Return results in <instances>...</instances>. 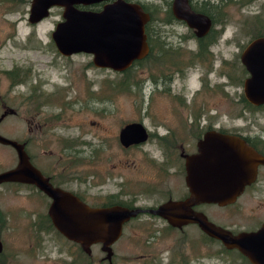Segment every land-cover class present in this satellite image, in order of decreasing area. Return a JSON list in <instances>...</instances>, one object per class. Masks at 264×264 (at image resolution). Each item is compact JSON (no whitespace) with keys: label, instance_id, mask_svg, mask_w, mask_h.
Returning a JSON list of instances; mask_svg holds the SVG:
<instances>
[{"label":"rangeland","instance_id":"374dc122","mask_svg":"<svg viewBox=\"0 0 264 264\" xmlns=\"http://www.w3.org/2000/svg\"><path fill=\"white\" fill-rule=\"evenodd\" d=\"M139 1L156 11L151 25L153 38L160 32L162 40L172 44L177 41V45L169 47L180 49L185 77H174L166 83L171 91L157 89L155 82L158 67L169 65L170 57L163 62L146 61L131 66L126 75L95 67L90 54L64 57L51 39L60 17L58 7L52 8L41 22L30 24V0H0V96L8 99L12 107L7 110L0 103V135L22 142L29 160L31 156L42 171L56 179L67 177L70 182L64 187L89 204L102 203L107 195L115 193L125 201L134 196L137 203L145 205L161 202V192L168 188L174 197L182 194L183 178L173 173L180 170L179 162L168 166L164 161L165 147L157 142L155 134L171 129L185 138L183 144L190 150L187 136L194 119L225 128L254 129L264 124V110L239 114L234 99H238V92L243 94L242 86L226 87L229 95L224 99L207 90L195 98L191 109L182 104L184 98L190 100L212 64L218 69L220 58L234 60L238 65V55L254 35L253 14H259L263 0L228 7L225 35L213 49L215 56L207 62H196L191 68L186 65L194 41L182 43L178 37L179 33L186 34L187 26L166 22L167 0ZM15 67L27 74L20 85H11L5 73ZM228 69L232 73V65L226 66L225 71ZM235 69L244 76L241 65ZM126 78L134 84L130 90L121 89L119 84ZM209 78L214 82L216 71ZM217 80L223 82L226 77L220 75ZM28 94L34 97L20 101ZM177 95L182 96V101ZM203 107L208 108L198 114ZM133 121L143 122L152 136L141 145L124 148L118 133ZM235 143L240 144L238 140ZM17 161L16 150L0 142V173L15 167ZM259 194L247 197L245 206L198 208L218 226L235 224L239 230H252L264 222V205H256L264 193ZM48 203L43 194L28 185L0 183V240L2 258L7 264H68L77 256L78 247L89 255L78 261L80 264H110L109 260L113 264H246L237 251H224L220 241L203 236L196 224H169L147 213L126 221L120 235L108 246L102 235L84 249L80 242L54 230L44 234L39 245L33 236V221L38 214L47 212Z\"/></svg>","mask_w":264,"mask_h":264},{"label":"water","instance_id":"95a60500","mask_svg":"<svg viewBox=\"0 0 264 264\" xmlns=\"http://www.w3.org/2000/svg\"><path fill=\"white\" fill-rule=\"evenodd\" d=\"M104 0H30L28 22L36 24L50 14L53 7H63L64 20L56 23L51 39L62 56L75 53L92 55L96 67L123 72L149 52L145 26L150 15L138 2L114 0L100 11L80 10L75 4L89 5ZM174 15L204 33L210 19L191 11L187 0H172ZM241 63L249 76L244 80L245 98L264 104V36L249 42L241 53ZM1 118V117H0ZM148 130L141 121H133L120 128L118 139L124 148L147 141ZM0 142L17 152L14 168L0 173V183L17 181L32 183L51 199L48 213L56 229L67 238L78 241L86 249L104 236L111 244L121 233L123 224L140 213H150L169 224L197 223L209 237L219 240L226 248L237 249L252 264H264V223L256 231L232 234L192 209L198 202H232L236 193L253 177L255 166L264 157L240 142L229 147L227 139L206 134L198 144V153L186 156V181L190 196L184 201H170L155 207L128 208L121 205L91 207L69 191L51 185L27 157L24 144L0 135ZM3 245L0 241V251ZM88 252V251H87Z\"/></svg>","mask_w":264,"mask_h":264},{"label":"flooded vegetation","instance_id":"af4514ba","mask_svg":"<svg viewBox=\"0 0 264 264\" xmlns=\"http://www.w3.org/2000/svg\"><path fill=\"white\" fill-rule=\"evenodd\" d=\"M113 1L114 0H104V1H101L99 3H93V4H89V5L75 4V7L77 9H80V10L100 11L104 5L109 4ZM126 1L135 2V0H126ZM254 1L255 0H252L251 2H254ZM187 2H188V5H189L191 11L198 13V14L205 15L206 17H208L210 19V27L208 28V30L202 34L198 33V31L196 29L191 28L190 26L187 25V23L185 21L178 19L174 15L173 10H172V5H171V12L173 15V21H170L169 23L170 24H173V23L178 24L179 23L180 25L187 26L186 34H181V33L178 34L180 41H182V43L183 42L186 43L189 40H193L195 47H194V49L189 50V53L190 54H194V53L196 54L199 50H204V52L205 51L207 52V55H206V58H207L206 62H207L208 60L211 59L212 56L213 57L215 56L213 49L220 42V40L223 39V37L225 35L226 30H225L224 25H225V22L227 19V12H228L227 8L232 7V6L241 7V3H240L241 0H187ZM251 2H249V3H251ZM262 3H263V5L261 4V6H259V8H258L259 14H256V13L253 14L254 15L253 17H254V23H255V30H256V32L260 31V34L255 36L253 39H255L257 37L264 36V33H263V31H264V0L262 1ZM58 8L60 9V13H59L60 17L56 23L64 20V17H63L64 8L63 7H58ZM260 16L263 18L261 19ZM157 30H159V28ZM156 35L158 37H157L156 47L154 50L157 51L156 52L157 56L159 55L158 60L159 61L162 60V62H163V61H165L164 55H166V54H164V52H162L160 47H163L166 49L167 48H173V47H169V46L177 45V41L174 40L175 44H172L173 42H171V41L167 42L165 40H162L160 32H157ZM253 39H251V40H253ZM249 42H248V44H249ZM234 44H236V43H234ZM248 44H246L243 47V49L241 50V53ZM193 50H195V51L192 52ZM241 53L238 55L239 58L237 60L238 61L237 63L239 66L243 65L241 63V59H240ZM76 54H82V53H75V54H72L70 56H67V58H70L71 56L76 55ZM83 54H87V53H83ZM167 56H170V58L172 59V62L169 65H164L163 68L158 67V70H157L158 73H157L155 82L157 84V86H156L157 89L160 88V90H162L164 88H167L171 91L172 90L171 87L167 86L166 83L172 82L174 77L183 78L182 77L183 75L185 77V71H184V68L182 65H177L176 60L173 61V59H176L175 54L168 53ZM64 57H66V56H64ZM213 60L215 61V59H212V61ZM91 62H92V60H91ZM235 62L236 61H234V60L231 61L230 59L222 57V58H220V63H219L218 69H215L214 64H212L211 70H210L209 74L206 76V78H203V77L200 78V85L193 91V93L191 94L190 100H187L184 98V101L182 102V104L185 105L187 108L191 109L193 107V102H194L195 98L198 97L200 94L205 93L207 90H210L214 94H218L221 99H224L225 96L229 95V91L226 89V87L242 86V88H243L244 80L249 76V74H248L246 68L244 67L247 75L242 76L239 73H238L239 74L238 75L236 72V69H235L236 66H238V65H236ZM89 64H91V63H89ZM158 64H159V62H158ZM229 65H232V67H233L232 73L229 69H228V71H225L226 66L228 67ZM186 66H187V68L193 67V65H186ZM98 68H100V67H98ZM214 71H216V78L217 79H219L220 75H221L222 77L225 76L226 80L221 82L220 80L216 79L213 82L211 80V78H209V75L211 73H213ZM177 97L182 101V96L177 95ZM184 97H186V96L184 95ZM243 98H245L244 93L241 94L240 92H238V99L237 100L234 99V104L236 103L237 105H239L238 106L239 114H243L246 111L253 113L254 111H257V110H264V104H255V103L249 102L246 98L245 99L248 103H245L242 101ZM239 101H241V102L239 103ZM205 108L207 109L208 107L201 108L199 110L198 114H200V111H202V110L205 111L206 110ZM6 109L10 110L9 108H6ZM190 122H191V124L189 126L190 128H189V132H188V136H187V140H190V142H191V145H190L191 149L190 150L189 149L187 150L183 144L185 138H183V136L179 137L178 134L171 129L167 130V132L165 134H159V135L155 134L156 135L155 138H156L158 143H160L161 140H164V141L173 140V144L176 147H178V149H179L178 155L182 159V162L180 161L179 164H182L183 166H182V168L181 167L179 168L180 169L179 171L174 170L173 173L177 174V176H180L183 178L185 189L182 192V194L179 197L178 196L174 197L173 196L174 193L172 192V190H170L168 188L165 191L162 190L161 196L163 197L162 198L163 200L161 199L162 201L157 203V204L145 205V204L137 203L136 202L137 199H135V197L132 196V198H130L129 200H126V201L124 200L125 201L124 205L120 204L121 206L155 207V206H160V205L167 203V202H170V201H184V200H186L190 196V191H189L188 184L186 181V176H187V171L185 169L186 156L194 155V154L198 153V144L203 139V137L208 133H212V134L220 136V137L221 136L225 137V139H227L228 142H230L229 147H231V148H232L233 144L235 146L239 145L238 143H235V140H238V142H243L244 145L246 147L248 146V148H251L256 155H260L261 157H264V124H261L258 127H253L254 129H252V128L244 129L242 127H232V128L216 127V126H213V124L202 123L200 118H198V122H194V123L192 121H190ZM186 131H187V129H186ZM148 134L150 137L149 132H148ZM149 137H148V139H149ZM234 138H236V139H234ZM118 141H119V139H118ZM141 144H143V143H141ZM141 144H138V145H141ZM132 146H137V145H132ZM132 146H130V147H132ZM30 162L34 167H36L41 172L42 176L44 178H46L51 185H53L54 187L62 188L64 190H67V191L71 192L72 194L76 195V193L73 190H69V189H67V187H64V185L66 183H69L70 181L64 179V177L56 179L55 175H52L50 173L47 174V172L42 171L33 162V160L31 159V156H30ZM169 172L170 171H167L165 173L168 174ZM51 178H53L54 181H60V180H63V181H61V184H59V186H57L54 184L53 181L50 180ZM8 182L25 184V185H28L32 188H35L38 192L43 194L49 200V203L47 205L48 206L47 209L49 210V206L51 203L50 197L48 195H46L43 191H41L36 185H34L32 183H22V182H17V181H8ZM158 193H160L159 190H158ZM259 193H261V194L264 193V163H259L255 166V173H254L253 177L250 178L247 182H244L243 186L241 188L239 187V189L236 193V196L232 202L225 203L223 205H220L218 203L198 202V203L191 205V206H193L192 209L194 211L201 212L205 215L206 213H204V211L200 210L198 208L199 206H209V205L245 206V203H247V202H245L247 197L254 196V195H257ZM261 194H259V196ZM101 204L102 203H99V205H101ZM112 205H116V204H112ZM256 205L257 206L264 205V196H263V198L259 199V201L256 203ZM48 210L46 213L49 216L51 223L53 224L52 218L49 215ZM145 213L146 212L140 213V214H145ZM147 214L152 215L150 213H147ZM44 216L45 215L43 213L38 214L33 221V229H34L33 230V236H34L35 240L37 242H39V245H42V242H43V239L45 236L44 234L48 235V231L44 230V225L46 226L47 222H48L46 219H44ZM228 217H230V215H227V218ZM207 218H208V220H210L209 217H207ZM263 223L264 222H260L256 226V229H252V230H250V229H248V230L240 229L239 230L235 224H228V225L227 224H219V226L230 231L232 234H238V233L243 232V231H256L263 225ZM194 224H196L198 226L197 223H194ZM60 234H61V232H60ZM2 245H3V243H2ZM3 249L4 248H2V250L0 251V264H7L6 261H4L2 258V254L4 253Z\"/></svg>","mask_w":264,"mask_h":264},{"label":"trees","instance_id":"16d2710c","mask_svg":"<svg viewBox=\"0 0 264 264\" xmlns=\"http://www.w3.org/2000/svg\"><path fill=\"white\" fill-rule=\"evenodd\" d=\"M251 1L252 0H241V2H240L241 3V7L243 5H245V4H248ZM135 2L140 3L142 5V7L144 8V10L146 12H148L149 15H150V20L148 21V23L145 26V33H146L147 41H148V44H149V52L143 59L134 61L131 66H137V65H140V64H142V63H144L146 61H152V62L156 63L157 60H158V57H159V55L157 56V54H156V52L154 50L155 47H156L157 37L153 38V36L151 34V30H152L151 25H152V22L154 21V19L156 18L155 17V12L156 11H155V9H150L145 3L140 2L139 0H135ZM171 5H172V0H167L165 2V8H166L165 11L167 13V17H166V22L167 23H169L170 21H173V15H172V12H171ZM263 33H264V31H263ZM259 34H260V31L256 32V30H255L254 31V35H253V37L251 39H253L255 36H257ZM160 49L162 50V52H164V54H166V55H164V59H167L168 57H170V56H167L168 53H172V54L176 55V59H177L176 63H177V65H180L182 63L179 60V56H180V49L179 48H167L166 49V48L160 47ZM206 55H207L206 51L204 52V50H199L196 54L195 53L191 54V57H190L191 59L187 63H188V65H194L196 62L206 61L207 60ZM130 67L127 70L123 71L122 73H124L126 75L127 74L126 72L128 70H130ZM241 69L243 71L244 76L247 75L246 74V70H245L243 65H241ZM5 73H6L7 77L9 78L11 85H16V84L20 85V84L25 82V79L27 77V74L23 73L21 71V69L20 68L18 69L17 67H15L14 69H11V70H7ZM119 84L122 86L121 89H123V90H130L131 86L132 87L134 86V84L129 83V79L128 78L121 80L119 82ZM2 97L0 96V103L3 104V107H7L9 109H12V107L9 106L10 104H8L9 100L8 99L4 100V98H2ZM33 97H34L33 94H28V95H26V97L22 98L20 101H22V102H26L28 100L30 101ZM242 101L245 102V103H248L245 98H243ZM192 122L193 123L194 122H198V119H194V120H192ZM150 136H152L151 133H150ZM18 142H20V141H18ZM24 143L26 144V142H24ZM160 144L165 147V153L166 154L164 156V161L166 163H168L169 167H171V166L174 167L178 162L179 163H180V161L182 162L181 157H179V155L177 153V147L173 144V140H168V141L161 140ZM171 157H173V158L171 159ZM172 160H175V161H172ZM179 163H178V168H180V167L182 168L183 165L179 164ZM163 168L165 169L166 167H163ZM64 179L69 181V179L67 177H64ZM50 180L53 181L54 184L57 185V186H59V184H61V181H63V180L54 181L53 178H51ZM3 183H7V182H3ZM76 195L80 198V200H82L84 203L90 205L91 207H109L110 205L113 206L112 204L124 205V202H125L124 200H122L121 198L118 197V194H109V195H107L105 197V199H104L105 201H103L101 205H99L97 203L96 204H89L88 202H86L82 198V196H79L77 193H76ZM125 207L133 208L134 206H125ZM44 215H45L44 219H46L48 221L47 225L46 226L44 225V230L48 231V232L54 230L55 232L60 233V232L57 231L55 226L51 223V220H50L49 216L47 215V213H44ZM139 215H141V214L136 215L135 217L131 218L130 220L137 218ZM203 236H205L206 238H209L211 240H216L214 238L209 237L205 233H203ZM223 250L224 251H237L239 253V255L243 258V260L245 261L246 264H251L249 262V259L247 258V256H245L244 254L239 252L237 249L229 250V249H226L225 246H223ZM75 254L77 255L75 257V259L71 260L68 264H80V263H78V261H83L84 258H86V259L89 258V255L80 247H78V250L75 251ZM109 263L113 264V262L111 260H109ZM184 263H187L186 260L184 261Z\"/></svg>","mask_w":264,"mask_h":264}]
</instances>
